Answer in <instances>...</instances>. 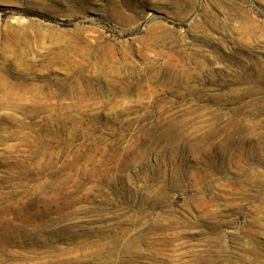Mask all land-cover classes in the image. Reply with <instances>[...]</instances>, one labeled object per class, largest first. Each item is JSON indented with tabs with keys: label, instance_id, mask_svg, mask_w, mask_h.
<instances>
[{
	"label": "rangeland",
	"instance_id": "obj_1",
	"mask_svg": "<svg viewBox=\"0 0 264 264\" xmlns=\"http://www.w3.org/2000/svg\"><path fill=\"white\" fill-rule=\"evenodd\" d=\"M0 264H264V0H0Z\"/></svg>",
	"mask_w": 264,
	"mask_h": 264
},
{
	"label": "bare ground",
	"instance_id": "obj_2",
	"mask_svg": "<svg viewBox=\"0 0 264 264\" xmlns=\"http://www.w3.org/2000/svg\"><path fill=\"white\" fill-rule=\"evenodd\" d=\"M12 104H13V102H12Z\"/></svg>",
	"mask_w": 264,
	"mask_h": 264
}]
</instances>
